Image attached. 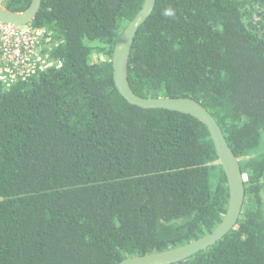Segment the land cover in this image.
Instances as JSON below:
<instances>
[{
	"label": "trees",
	"instance_id": "obj_1",
	"mask_svg": "<svg viewBox=\"0 0 264 264\" xmlns=\"http://www.w3.org/2000/svg\"><path fill=\"white\" fill-rule=\"evenodd\" d=\"M33 0H3L22 12ZM145 0H43L61 69L0 81V264H118L198 240L230 192L207 126L130 104L115 46ZM170 11L171 15L165 12ZM129 81L148 97H192L240 158L236 228L176 264H264V0H157Z\"/></svg>",
	"mask_w": 264,
	"mask_h": 264
},
{
	"label": "water",
	"instance_id": "obj_2",
	"mask_svg": "<svg viewBox=\"0 0 264 264\" xmlns=\"http://www.w3.org/2000/svg\"><path fill=\"white\" fill-rule=\"evenodd\" d=\"M42 3L43 0H33L30 8L18 12L10 9L0 0V22L17 26L28 25L39 14ZM156 4L157 0H145L142 10L127 26L115 46L112 67L116 89L132 105L144 109L186 113L202 121L211 134L220 164L226 176L230 202L221 223L213 231L198 240L163 252L129 257L118 264H176L185 261L216 244L236 228L242 216L246 200L245 182L247 176L242 172L241 159L235 154L217 118L200 100L185 96L183 98H148L137 94L131 88L128 67L132 47L141 27L153 14Z\"/></svg>",
	"mask_w": 264,
	"mask_h": 264
},
{
	"label": "built area",
	"instance_id": "obj_3",
	"mask_svg": "<svg viewBox=\"0 0 264 264\" xmlns=\"http://www.w3.org/2000/svg\"><path fill=\"white\" fill-rule=\"evenodd\" d=\"M3 1V0H2ZM52 33L47 28L17 26L0 22V81L8 85L23 69L26 74L61 69L63 61L48 60L45 50L52 48Z\"/></svg>",
	"mask_w": 264,
	"mask_h": 264
},
{
	"label": "clouds",
	"instance_id": "obj_4",
	"mask_svg": "<svg viewBox=\"0 0 264 264\" xmlns=\"http://www.w3.org/2000/svg\"><path fill=\"white\" fill-rule=\"evenodd\" d=\"M165 14L166 15H171V12L170 11H166Z\"/></svg>",
	"mask_w": 264,
	"mask_h": 264
},
{
	"label": "rangeland",
	"instance_id": "obj_5",
	"mask_svg": "<svg viewBox=\"0 0 264 264\" xmlns=\"http://www.w3.org/2000/svg\"><path fill=\"white\" fill-rule=\"evenodd\" d=\"M263 147H264V146H263ZM260 152H261V153H264V148H262Z\"/></svg>",
	"mask_w": 264,
	"mask_h": 264
}]
</instances>
